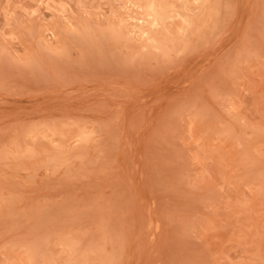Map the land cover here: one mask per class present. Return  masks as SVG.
<instances>
[{"label":"rangeland","instance_id":"obj_1","mask_svg":"<svg viewBox=\"0 0 264 264\" xmlns=\"http://www.w3.org/2000/svg\"><path fill=\"white\" fill-rule=\"evenodd\" d=\"M199 1L0 0V264H264V0Z\"/></svg>","mask_w":264,"mask_h":264},{"label":"bare ground","instance_id":"obj_2","mask_svg":"<svg viewBox=\"0 0 264 264\" xmlns=\"http://www.w3.org/2000/svg\"><path fill=\"white\" fill-rule=\"evenodd\" d=\"M134 1V0H133ZM201 1V0H200ZM199 1V2H200ZM183 6V5H182ZM137 7V6H136ZM184 7V6H183ZM151 9V8H150ZM191 13H192V11H191ZM190 13V14H191ZM148 17H149V19H150V27H156L157 25H158V18H157V16L151 11V13L148 15ZM173 19V18H172ZM137 21V20H136ZM127 22V21H126ZM138 22V21H137ZM157 31V30H156ZM148 32V31H147ZM147 32H145V30L143 29L142 30V28H141V35H144L145 33L147 34ZM122 37V36H121ZM183 37H185V36H183ZM157 38V37H156ZM163 38V40L165 39L164 37H162ZM124 39H126V38H124ZM140 41H142V40H140ZM146 42H148V40L146 41ZM146 44H148V43H146ZM157 54V53H156Z\"/></svg>","mask_w":264,"mask_h":264}]
</instances>
